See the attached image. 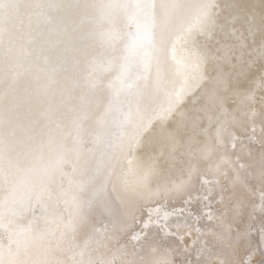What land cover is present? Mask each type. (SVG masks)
<instances>
[{
    "label": "snow or ice",
    "instance_id": "1",
    "mask_svg": "<svg viewBox=\"0 0 264 264\" xmlns=\"http://www.w3.org/2000/svg\"><path fill=\"white\" fill-rule=\"evenodd\" d=\"M0 264H264V0H0Z\"/></svg>",
    "mask_w": 264,
    "mask_h": 264
}]
</instances>
